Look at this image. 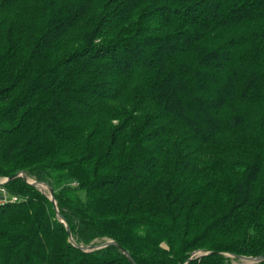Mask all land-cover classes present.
<instances>
[{"label": "trees", "instance_id": "trees-1", "mask_svg": "<svg viewBox=\"0 0 264 264\" xmlns=\"http://www.w3.org/2000/svg\"><path fill=\"white\" fill-rule=\"evenodd\" d=\"M5 178L0 264L264 257V0H0Z\"/></svg>", "mask_w": 264, "mask_h": 264}, {"label": "water", "instance_id": "water-1", "mask_svg": "<svg viewBox=\"0 0 264 264\" xmlns=\"http://www.w3.org/2000/svg\"><path fill=\"white\" fill-rule=\"evenodd\" d=\"M17 175H22L29 183H31V184H33V185H35V186H37V187H39V185L40 184H45L46 186H47V189L49 190V193H50V198H51V200H53V202L56 204V200H55V196H54V190H53V188L51 187V186H49L47 183H43V182H39V181H29L28 180V177L26 176V174L23 172V173H21V174H17ZM9 180V178H7L5 181H4V183L5 182H7ZM40 188V187H39ZM41 189V188H40ZM41 190H43V189H41ZM0 198H4V196L3 195H1L0 194ZM68 230H69V232H70V229L68 228ZM74 242V241H73ZM109 243H115V244H117L118 246H120L121 247V245L120 244H118V243H116V242H113V241H109V242H107V243H105V244H102V245H99V246H86V247H83V246H80L82 249H84V250H93V249H95V248H99V247H102V246H105V245H108ZM123 250H124V252L127 254V256L132 260V258H131V256L129 255V253L123 248V247H121ZM244 258H252V259H256V257H244ZM257 259H259V260H264V257H257ZM132 262L134 263V264H136L133 260H132Z\"/></svg>", "mask_w": 264, "mask_h": 264}, {"label": "built area", "instance_id": "built-area-1", "mask_svg": "<svg viewBox=\"0 0 264 264\" xmlns=\"http://www.w3.org/2000/svg\"><path fill=\"white\" fill-rule=\"evenodd\" d=\"M3 180H0V185L1 184H3ZM1 191L3 192V194L4 195H7V192H6V190L4 189V188H1ZM17 199V197H12V200H16ZM201 252H199V250L198 251H195L193 254H192V256H200V255H202L204 252H202L201 254H200ZM199 254V255H198ZM227 256H229V257H231L232 258V263L231 264H237V263H233V261H234V259H235V256L234 255H232V254H229V253H227ZM237 259V258H236ZM239 259V261L241 262L240 264H258L261 260H259V259H252V258H244V257H241V258H238Z\"/></svg>", "mask_w": 264, "mask_h": 264}, {"label": "rangeland", "instance_id": "rangeland-1", "mask_svg": "<svg viewBox=\"0 0 264 264\" xmlns=\"http://www.w3.org/2000/svg\"><path fill=\"white\" fill-rule=\"evenodd\" d=\"M7 178H5V179H3V181H5ZM29 181H34L33 179H28ZM6 183V182H5ZM3 184H4V182H3ZM46 186V185H45ZM45 189H47V186H46V188ZM199 252H204L203 250H199ZM200 253V254H201ZM199 255V254H198ZM233 263H237V264H240L241 262L239 261V259H234V261H233Z\"/></svg>", "mask_w": 264, "mask_h": 264}, {"label": "bare ground", "instance_id": "bare-ground-1", "mask_svg": "<svg viewBox=\"0 0 264 264\" xmlns=\"http://www.w3.org/2000/svg\"><path fill=\"white\" fill-rule=\"evenodd\" d=\"M45 185V184H44ZM39 187L41 188V189H45L46 187L45 186H42V185H39Z\"/></svg>", "mask_w": 264, "mask_h": 264}]
</instances>
